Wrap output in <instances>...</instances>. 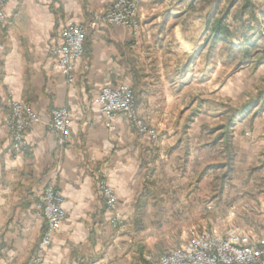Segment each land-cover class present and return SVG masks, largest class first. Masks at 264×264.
Here are the masks:
<instances>
[{"label": "crops", "instance_id": "crops-1", "mask_svg": "<svg viewBox=\"0 0 264 264\" xmlns=\"http://www.w3.org/2000/svg\"><path fill=\"white\" fill-rule=\"evenodd\" d=\"M113 1L8 0L6 4L9 23L0 22V264H31L47 229L39 195L51 184L64 196L67 218L45 251V264H147L145 242L154 226L152 219L165 216L167 199L184 201L185 210L195 208L189 203L193 192H171L167 198L160 191L162 182L181 177L185 170L192 175L191 188L202 185L210 173V164L203 162L205 153L218 148L226 157L225 127L212 125L226 116L225 109L207 107L202 97L187 94L199 77L194 74L195 50L179 30V18L170 22L182 0H140L137 32L122 26L90 27L85 53L74 65L76 82H67L54 51L62 45V30L70 24L89 25L93 13L109 9ZM188 1L194 2L185 0L181 16L187 14ZM122 83L132 84L139 114L163 137L161 142L140 140L125 116L116 118L115 132L105 127L91 99L103 87ZM11 100L27 103L41 119L29 129L22 151L13 148L6 127ZM56 108H66L72 117L63 143L48 126ZM250 115L253 123L259 119ZM236 125L230 128L234 156ZM212 134L216 141L204 139ZM259 158L249 175L264 171V153ZM233 162L224 161L219 167L223 187L238 174ZM99 180L118 196L126 218L123 231L110 225ZM169 188L175 190L171 184ZM251 197L257 206L247 204L248 212L261 210L264 217V183H256Z\"/></svg>", "mask_w": 264, "mask_h": 264}, {"label": "rangeland", "instance_id": "rangeland-1", "mask_svg": "<svg viewBox=\"0 0 264 264\" xmlns=\"http://www.w3.org/2000/svg\"><path fill=\"white\" fill-rule=\"evenodd\" d=\"M193 1L194 9H190L191 1H188V6L186 5L187 14L181 16L180 14L183 12V6H185L186 3L185 0H182L181 4H178L177 9L179 12H177L176 17L172 15L170 18L171 24L175 22V18H179L177 21L179 30H181L183 36L192 43L193 50H195V57L193 60L194 74L199 73V77L195 78L193 88L188 90L187 94L192 93L194 94L193 96L202 97L203 100L206 101L207 107L208 105H212L218 110L225 109L226 116L222 118L219 117L218 120L212 122V125L214 126L219 125V127H225L229 124V112L232 109L242 107V105L246 104L249 100L253 99L264 90V62L259 66H256L252 61H248L249 59L246 60L243 58L238 51L236 53L237 59L235 61L228 60L222 55L221 51L223 44L220 43L217 46H213L209 41H206V38L208 37L206 24L207 15L213 12L216 1ZM232 1L233 0H222V3L215 14L217 18L223 17L226 14L228 6ZM252 2L256 5L258 13L257 16L259 21L253 22L252 26L258 34L257 36L260 37V40L255 38L256 44L260 50L264 44V0H252ZM243 4V0H239L231 9V12L227 17V23L233 30L238 26L237 22L234 20V15L242 8ZM107 10L103 12H94L93 17L95 14H102ZM138 13L136 17V22L139 25L138 28H129L136 32L141 26L138 20ZM93 17L91 22L93 21ZM245 18H249V15H246ZM91 22L89 25H91ZM81 25L88 26L87 24ZM99 26L118 25H105L103 23H98L93 27L97 28ZM234 43L237 47H240L242 41L235 39ZM259 50H251L252 55L254 54V60H257L258 56H261V52H258ZM200 73H202V78L204 75L205 83L203 85L200 81ZM123 84L125 83L120 85ZM126 84L132 86L130 83ZM94 98L91 99L92 104ZM180 107L181 105L178 106L177 110H180ZM251 111L252 115L255 114V117L259 118L257 121H254L253 123L250 119L251 115L249 117L245 114L240 116L239 120L237 119L234 122L235 124L233 123L234 127L237 122L239 123V126L237 124L235 128L236 139H234V142L236 156L233 155L234 143L230 140L228 142L225 141L224 144L226 157L223 158L222 153L218 148L210 150L207 156L205 153L203 162L204 164H210V173L208 177L204 179L202 185H196L191 188L189 182L191 181L192 175H186L185 170L182 171L181 177L176 176L175 178H172L169 183H166L165 180L162 182L160 191L167 198H171V192L175 194L177 193L178 195H183L186 192H193L195 196L193 197L192 202L189 203L192 206H195V208L193 207L190 208L191 210H185L184 201L167 199L166 204L168 206V211L165 216L152 219L154 226L151 227L152 231L149 233L150 237L145 242L146 253L144 256L150 255L156 258L176 249L175 247L180 248L188 245L194 238L204 233L210 234V236L214 238H228L230 232L236 228H240V231L244 235L250 236L251 244L257 245L258 243L264 242V226L260 225H264L263 214L261 213V210H250V212H248L250 206H247V204L254 205V207L257 206L255 202H252L253 197H251V194L255 193L256 183H264L263 170H258L254 175H249L250 166H255L256 162L261 161L259 157L264 153V103L262 105L257 104ZM140 118L142 119L141 116ZM251 124L255 130L251 128ZM146 125L150 129L156 130L148 124ZM234 127L232 126L231 128ZM157 134L160 138L158 142H161L163 137L159 132H157ZM207 136L208 135H204V139H207L208 141H216V137L213 138V134L209 137ZM194 138L195 136L192 139L193 141L196 139ZM183 139L184 141L188 140V143H191L189 141V139H191L190 137H188V139L184 137ZM225 139H227V137H225ZM181 154L184 155V152ZM224 161L228 164L236 161L235 163L239 170L238 174L232 181L227 179L225 187H223V179L220 177L221 175H219L222 173L219 170ZM196 167L197 166H195L193 170L194 173H196ZM178 173H181V170H178ZM170 184L175 190L169 188ZM251 198L252 200H250ZM253 214V217L249 216ZM239 224L243 225V227L245 226V228L241 227ZM125 229L126 221L124 228L117 230L123 231Z\"/></svg>", "mask_w": 264, "mask_h": 264}, {"label": "built area", "instance_id": "built-area-1", "mask_svg": "<svg viewBox=\"0 0 264 264\" xmlns=\"http://www.w3.org/2000/svg\"><path fill=\"white\" fill-rule=\"evenodd\" d=\"M6 4L7 0H0V22L4 24L9 23L5 11ZM139 4L140 0H114L109 10L94 15L91 25L70 24L62 30V45L54 48V51L60 72L68 83L74 84L76 81L74 65L76 60L84 55L88 29L98 23L137 29L139 25L136 17ZM93 104L98 106L104 118L105 127L110 132H115L117 129L116 118L125 116L140 140L147 139L152 143H158L160 138L156 130L150 129L140 118L134 91L129 84L125 83L116 88L103 87L94 98ZM40 121L39 114L30 105L17 100L10 101V114L6 118V127L11 134L13 148L16 151H22L27 146L29 129ZM71 124L70 112L66 108H56L52 111V119L48 126L51 132L60 136V143H63L69 134ZM98 191L110 214L111 227L118 230L123 229L126 219L119 208L117 194L105 180H99ZM39 198L47 229L31 264H45V251L51 246L54 236L62 231L67 218L63 207L64 196L54 184L47 186ZM240 230V228L232 230L228 238H214L204 233L194 238L188 245L156 258L146 255L144 261L147 264H264V242L257 245L251 244L250 236L244 235ZM1 242L0 229V245ZM86 264L98 263L91 261Z\"/></svg>", "mask_w": 264, "mask_h": 264}, {"label": "trees", "instance_id": "trees-1", "mask_svg": "<svg viewBox=\"0 0 264 264\" xmlns=\"http://www.w3.org/2000/svg\"><path fill=\"white\" fill-rule=\"evenodd\" d=\"M216 5L213 9V12L207 15V31L208 37L206 41H209L213 46L218 44H223L222 55H224L228 60L237 59V51L248 61H252L256 66H259L264 62V44L260 48L256 44L255 38L260 40V37L255 32V28L252 26L253 22H258L256 5L252 0H243L242 8L239 9L234 15V20L237 22V27L235 30L231 29V26L227 23L228 15L231 12V9L236 5L239 0H233L229 6L226 14L223 17L217 18L216 11H218L219 6L222 3V0H215ZM190 9H194V4L190 5ZM246 15H249V18H245ZM256 35V36H255ZM242 41L241 46L237 47L234 43V40ZM258 49V52H261V56H258L257 60H254L251 50ZM257 52V51H256ZM255 62H254V61ZM264 103V90L261 91L256 97L249 100L246 104L242 105L240 108L232 109L229 113V124L225 126V132L222 134L227 137L226 141L230 140V128L233 126L234 118L240 115H248L252 113L253 107L257 104L262 105ZM255 115V114H254ZM253 115V116H254Z\"/></svg>", "mask_w": 264, "mask_h": 264}]
</instances>
